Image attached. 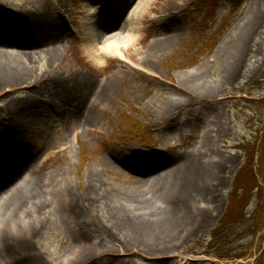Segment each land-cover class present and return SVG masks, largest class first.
<instances>
[{
	"label": "rangeland",
	"instance_id": "374dc122",
	"mask_svg": "<svg viewBox=\"0 0 264 264\" xmlns=\"http://www.w3.org/2000/svg\"><path fill=\"white\" fill-rule=\"evenodd\" d=\"M185 1L186 7L178 12L145 13L133 46L130 42L122 57L110 58L105 65L98 64L101 56L91 61L84 54L80 38L74 32L78 30L81 34L86 28L82 31L78 27L69 28L70 19L60 23L55 18L62 42L55 45L57 55L53 62L42 53L31 59L30 68L35 77L64 78L72 74L94 84H103L115 75L120 77L94 124L84 130L76 123H67L69 117L74 122L77 120V110L69 101L65 104L51 101L39 94L38 87L29 91L22 87L0 91V122L12 105L27 94L38 99L36 113L20 146L25 157L33 158L29 167L33 175L28 176L26 172L23 178H35L49 195L51 207L38 219L37 239V248L48 261L62 260L71 242L61 216L63 204L59 186L71 185L76 197L84 196L87 190L94 192L91 197L107 195L109 202L100 203V208L97 202L93 210L113 214L121 203L127 205V198L132 195L147 192V197L153 199L152 178L144 174L153 154L191 156L201 151L207 158H213L210 161L221 164L215 189L209 193V198L217 200L216 207L206 216L203 227L190 233L188 239L168 253L148 256L133 249L128 251L130 257H121L113 264H210L211 261L214 264H264V225L255 235L248 233L250 224L247 222L234 223L227 228L221 226L236 177L246 192L242 201L248 199L244 209L246 217L261 207L251 177L264 188L259 161L264 144V0H213L211 11L206 9L205 0ZM105 2L107 0H0V5L35 13H41L46 7L57 15L61 11L71 14V10L85 5H105ZM159 3L157 0L154 6ZM111 4L110 9L106 7L108 16L125 7L124 2L113 7ZM139 12L134 15H141ZM246 18L250 25L245 24ZM132 20L135 23V16ZM4 27L13 26L7 22ZM123 32L120 37L127 38L129 29ZM244 32L247 33L246 53L241 60L240 76L224 81L227 63L222 52L224 42L237 41ZM130 34L132 36V32ZM167 37L171 40L167 46L150 51L154 43ZM105 44L94 45L100 50ZM188 77L199 81L189 86L194 89L184 95L177 86ZM46 85L56 90L54 81L48 79ZM200 87L203 89L192 93ZM207 88L213 91L210 97L202 94ZM166 101L177 102V109L167 112ZM205 137L210 143L202 146ZM251 153L253 160L249 167L246 158ZM236 193L239 197L244 194L241 189ZM164 198L157 195L154 200L157 205L169 208ZM4 220L0 214V229ZM249 242L252 249L245 256L238 259L231 256L243 254ZM217 249L218 254L227 255H220L221 262L202 254H217ZM157 257L168 259L156 261Z\"/></svg>",
	"mask_w": 264,
	"mask_h": 264
},
{
	"label": "bare ground",
	"instance_id": "6f19581e",
	"mask_svg": "<svg viewBox=\"0 0 264 264\" xmlns=\"http://www.w3.org/2000/svg\"><path fill=\"white\" fill-rule=\"evenodd\" d=\"M156 1L107 0L105 5L98 3L90 7L85 5L79 10H71V14L61 11L57 15H53L46 7L41 13H35L25 9L12 10L0 5V91L4 88L20 87L29 91L33 87H38L42 96L46 95L49 100L62 104L69 101L72 108L77 110V120L74 122L73 118L69 117L67 123L68 121L76 123L82 130L92 126L120 77L115 75L113 79L103 84H94L78 76L72 77V74L64 78L57 76L44 79L32 74L31 59L42 53L48 61L55 60L57 55L55 45L62 42L61 29L55 23V18L59 19L60 23L70 19L69 28L78 27L81 31L87 29L81 34L78 30L74 32L80 38L84 54L91 61L96 59L97 55L101 56V60L97 58L100 60L98 64L105 65L110 58L122 57L129 43L132 45V41L138 38L137 29L145 13L153 11L171 14V11L178 12L184 9L187 2L159 0L160 3L154 6ZM123 2L124 9L120 8V11L114 13L116 20L119 19L118 22L124 21L123 28L119 27L116 21L103 23L102 10L105 7L110 9L111 3L113 7ZM113 9L111 11H114ZM138 11L141 15H134ZM251 12L252 8L249 13ZM134 16L135 23L132 20ZM7 22L13 27L5 28ZM244 22L250 25L247 18ZM128 23L130 24L127 26ZM95 26L100 28V33ZM125 29H129V35L127 38L125 36L121 38V33ZM246 40V32L241 34L237 41L225 40L222 49L227 62L223 71L224 81H232L240 76L241 60L246 53ZM170 42V37L157 41L151 46L150 51L161 49ZM95 43L106 44L97 50ZM8 48L15 51H8ZM48 79L54 81L56 90L46 87ZM198 81L199 79L193 77L184 78L177 89L186 95L194 89L189 86ZM200 89L203 88H196L192 93ZM202 91V94L208 97L213 94L209 88ZM36 100L38 99L30 98L27 94V97L12 105L9 113L0 122V214L5 217L0 229V264H113L121 257H130L128 251L133 249L148 256L168 253L188 239L190 233L203 227L211 209L216 207L217 200L214 197L209 198V193L215 189L214 182L221 164L210 161L213 158H207L201 151L191 156H168L159 152L149 158L147 162L149 168L144 172L152 178L150 188L153 191V199L147 197V192L132 195L127 198V205L121 203L113 210V214L104 211L99 214L93 210V205L95 206L97 202L99 204L109 202L107 195L95 198L91 197L94 192L87 190L84 196L76 197L71 185L59 186L63 204L61 216L70 232L71 242L67 244L62 260L54 262L45 259L37 248L40 233L38 219L43 218L47 209L51 207L49 195L44 189L45 186L36 182L35 178H23L26 172L28 176L33 175L29 168L33 158L25 157L20 146L31 118L36 113ZM177 104L166 101L167 112L177 109ZM85 111L87 115L84 117ZM209 143L210 139L205 137L202 146ZM172 166L175 168L170 170ZM218 180L220 181V177ZM157 195L165 197V203L169 208L157 205L154 200ZM85 203H88V206ZM100 206L101 204L99 208ZM165 259L168 258L157 257L155 260Z\"/></svg>",
	"mask_w": 264,
	"mask_h": 264
},
{
	"label": "trees",
	"instance_id": "16d2710c",
	"mask_svg": "<svg viewBox=\"0 0 264 264\" xmlns=\"http://www.w3.org/2000/svg\"><path fill=\"white\" fill-rule=\"evenodd\" d=\"M264 142V140H263ZM261 159H259L260 163H261V172L262 175L264 176V144H263V151L261 153ZM253 160V153H251L249 156L247 155L246 158V162L249 164L250 167V163ZM237 180L235 181V186H234V190L231 193V198L228 201L227 207H226V215L224 216V218L221 221V226H225L226 228L231 225V224H241L243 222H247L250 225V228L248 229V233L250 232V234L255 235L256 231H258L259 229L262 228V226L264 225V188L258 185V181L257 179L251 177V183L254 184V187L256 192H258L259 198H260V208L256 209V212L253 213L252 215H250L249 217H246L245 213H244V209L247 206V201L248 199L246 198V200L242 201V199L244 198L245 195V189L242 188L241 186H239V178L236 177ZM263 182H264V177H263ZM241 189L242 192L244 193L242 197H239L237 195V190ZM247 190V188H246ZM233 217L232 219L229 217ZM219 230L220 227L218 226L216 228V230ZM215 230V231H216ZM217 230V231H218ZM215 235V233L213 234ZM218 235H215V237H217ZM252 248L251 243L249 242L248 244L245 245L244 247V253L241 255H234L233 257L236 258H240L246 255V253L248 252V250L250 251ZM218 249H217V254L214 253L215 255H217V257H222L220 255H225V254H218ZM227 256V255H225Z\"/></svg>",
	"mask_w": 264,
	"mask_h": 264
}]
</instances>
